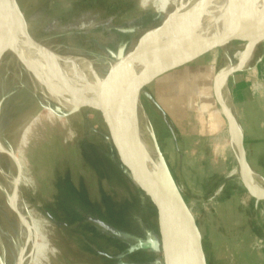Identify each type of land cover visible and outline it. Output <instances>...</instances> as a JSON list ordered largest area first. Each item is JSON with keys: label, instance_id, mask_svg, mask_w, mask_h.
Returning a JSON list of instances; mask_svg holds the SVG:
<instances>
[{"label": "rangeland", "instance_id": "rangeland-1", "mask_svg": "<svg viewBox=\"0 0 264 264\" xmlns=\"http://www.w3.org/2000/svg\"><path fill=\"white\" fill-rule=\"evenodd\" d=\"M17 4L28 32L40 45L66 61L77 59L91 66L97 81L93 86L165 18L152 8L140 10L139 0H17ZM243 46L231 43L149 85L146 93L158 108L141 95L147 124L205 235L208 264H264L261 258L235 248L234 237H218L215 230L220 228L221 213L218 221L207 219L210 227L203 220L205 206L218 201L215 192L230 176L222 193L234 195L230 199L234 207L250 201L257 237L247 239L248 247L258 253L264 251V202L256 204L240 182L226 121L214 98V78L228 63H235ZM258 48L261 49L257 47L256 53ZM27 72L44 82L40 74L16 58L6 56L1 62L0 142L16 156L21 166L22 200L28 212L45 223L44 235L56 251L54 256H47V264H163L158 229L157 233L152 230L157 225L150 206L141 201L112 165L102 116L90 109L50 106L42 95L34 93ZM80 75L76 74L78 79L74 81L85 94L87 82ZM63 96L66 97L64 92ZM48 109L56 116L49 115ZM0 168L13 173L8 156L0 155ZM69 191L80 197L83 206L61 203L63 194ZM108 207L115 209L112 222L119 224L126 218L133 223L129 233L122 230L124 226L105 224L132 239L128 241L132 253L120 255L119 260L114 259L119 254V244L107 247L102 240L94 239L95 229L101 236L110 234L91 219H108ZM72 213L83 216V220L70 225L68 216ZM16 223L15 214L0 194V264L17 262L20 246ZM225 225V231L230 233L231 222Z\"/></svg>", "mask_w": 264, "mask_h": 264}, {"label": "water", "instance_id": "water-1", "mask_svg": "<svg viewBox=\"0 0 264 264\" xmlns=\"http://www.w3.org/2000/svg\"><path fill=\"white\" fill-rule=\"evenodd\" d=\"M10 4L19 11L17 0H10ZM182 12L181 6L175 8L171 16L164 18L159 26L147 31L131 52L110 67L96 86L86 84L88 94L85 96L88 95L90 100L80 101L76 93H80V88L74 82L75 91L69 79H66L67 89L64 94L73 101L77 111L90 109L102 116L106 127L108 157L112 165L139 195L141 201L150 206L160 237L163 264L165 251L175 264H208L194 215L176 186L154 135L151 132L156 155L165 174L164 184H159L132 154L126 135V120L134 100L141 98V95H145L158 108L154 99L146 93L149 85L215 50H223L231 43H242L244 45L242 54L238 59L235 58V63H229L231 69L228 72L222 70L217 78H223L227 83L235 74L246 70L256 48L264 42V26L260 31H255V25L264 19V0H197L187 13ZM4 19L5 7L3 0H0L2 36L5 30ZM22 29L27 45L32 51L38 55L43 51L47 55L45 57L47 60L67 63L65 58L53 54L34 39L28 32V26L23 18ZM148 50L152 55L148 59H142ZM248 57L251 58L249 61ZM134 59H138L139 64L131 67ZM29 66L33 73L45 74L43 77H49L48 80L55 85L53 70L42 73L33 65ZM216 80L213 84L216 104L226 121L228 135L232 133L238 141L237 157L241 162L238 177L256 204L264 202V196H256L245 180L248 172H256L247 162L243 131L234 111L228 109L215 92ZM261 180L264 184V180L262 178ZM94 223L118 238L122 236L124 239H130L129 236L121 235L98 220ZM132 251L130 247L127 252Z\"/></svg>", "mask_w": 264, "mask_h": 264}, {"label": "bare ground", "instance_id": "bare-ground-1", "mask_svg": "<svg viewBox=\"0 0 264 264\" xmlns=\"http://www.w3.org/2000/svg\"><path fill=\"white\" fill-rule=\"evenodd\" d=\"M196 2L197 0H139V6L140 10L143 9L144 11L145 9L152 8L157 12V14L164 15L165 18H168L171 16V13L175 8L181 6L183 9L182 13H187ZM3 3L5 7V30L4 36L0 34V67L3 58L5 57L6 59V56H10L16 58L18 63L21 62V64H24V66L33 65L38 70H41L42 73H48L50 70H53L55 73V85L53 84L52 87L45 83L46 79V82H51L48 81L49 77H43L45 74H41L43 77L42 80L44 81L42 82L37 77L30 75L27 72L34 93L36 95H42L50 104V106L53 105L67 110H75L76 106L73 101L63 96V92H65L67 89L65 83L66 79L71 80L70 82L74 86L75 78L76 80L78 79L77 76L75 77V75L81 74L80 76L86 80L87 84L89 86H93L95 83H97V81L93 71L91 70V66H89L86 62H82L77 59H72V61H67V63L65 61L47 60L45 59L47 55L43 51H41L40 55L32 51L28 47L23 33L22 12L13 8L10 4V0H3ZM263 26L264 19L255 25V31H260L263 29ZM241 54L242 50L236 54L235 58L238 59ZM151 55V51L148 50L143 54L142 59H148ZM249 58L250 57H248V61L251 59ZM138 64V59H134L131 63V67H135ZM229 69H231V65L228 63L223 70L228 72ZM217 77H215L213 80L214 84V81L217 79L215 84V92L223 104L228 109L234 111L233 104L231 101H229L228 82L226 83L223 78L218 79ZM75 89L76 87L74 86V90ZM76 93L80 101L90 100L88 95L85 96V94L88 93ZM93 96L94 94H92L91 98H93ZM48 111L50 113L49 115H55L51 109H48ZM126 135L132 154L140 161V163H142L146 171H148V173L159 184H164L165 174L156 155L153 136L146 121L141 98H136L131 106V110L126 120ZM229 136L231 138V145L234 155L236 158H238V141L232 133H229ZM0 155L8 156L11 167L14 170L13 173H6L7 171L5 172L0 168V178L3 181V184L0 185V194L5 199L8 208L15 214L17 218L16 228L20 252L16 264H47V256H54L56 251L53 247H51L47 237L44 235L45 223L37 220L30 212H28L22 200L20 191V185L22 183V178L20 175L21 166L18 164L16 156L9 152V150L4 147L1 142ZM237 161L240 175L241 162L239 158ZM245 180L256 196H264V184L258 176L252 172H248L245 175ZM165 254V264H175L168 252L165 251Z\"/></svg>", "mask_w": 264, "mask_h": 264}, {"label": "crops", "instance_id": "crops-1", "mask_svg": "<svg viewBox=\"0 0 264 264\" xmlns=\"http://www.w3.org/2000/svg\"><path fill=\"white\" fill-rule=\"evenodd\" d=\"M261 44L258 45L261 49L258 48V52H254L248 68L230 78V95L235 117L243 131L247 162L258 175L254 174L264 180V42ZM228 179L230 176L226 178L227 181ZM226 180L219 185L215 192V197L219 198L218 201L213 205H206L204 208L203 220H205L206 227L212 226V224L207 223V219L218 221L216 218L221 213L220 228L215 230L218 237H234L232 245L235 248L247 251L253 257L261 258L264 261V251L258 253L254 248L248 247L247 239L257 237L251 203L250 201H243L234 207L230 201L234 195L227 192L222 193ZM226 213L231 214L232 217L227 219L228 214ZM228 221L233 227L230 233H227L224 228ZM198 228L204 249L203 237L205 235H203L201 227L198 226ZM221 261L223 260L221 259Z\"/></svg>", "mask_w": 264, "mask_h": 264}, {"label": "trees", "instance_id": "trees-1", "mask_svg": "<svg viewBox=\"0 0 264 264\" xmlns=\"http://www.w3.org/2000/svg\"><path fill=\"white\" fill-rule=\"evenodd\" d=\"M104 160H105V162L111 167V165H110V163H109V160H108V157H107V155H105L104 156ZM73 195H74V197H73ZM107 202H111V200L109 201V199H107L106 200ZM61 203L64 205V204H68V203H71V204H74V203H78V204H80L79 206H83V202L81 201V199H80V197H78V196H75V194L73 193V191H69L68 193H64L63 194V196H62V198H61ZM134 204V203H133ZM127 207H129V205H127ZM126 207V208H127ZM68 210V209H67ZM114 207H108V210H107V212H108V219H104V220H102V218H101V216L99 217V218H101V219H99L98 217H92L91 219H93L94 221L95 220H100L101 222H103L104 224H107V225H109V226H111V227H113L112 225H114V228L116 227V228H119V227H117L118 225H120V226H124L125 228L124 229H122V230H124L126 233H129V231H130V229H131V227H133V223H130V221H128L126 218H124L123 220H120L119 221V224H117V223H115V222H112L111 221V218L110 217H112L113 215V212H114ZM78 217V218H77ZM68 218H69V220L70 221H68V223L71 225V224H73V223H75L76 221H82L83 220V216L81 217V215H77V213H72L70 216H68ZM77 218V219H76ZM85 226H88V224L87 225H85ZM91 228H94L93 226L91 227ZM95 229V228H94ZM93 229V230H94ZM152 230H153V232H155V233H157V228L156 227H152ZM93 234H94V236H95V240H102V242H103V240L105 241V243L107 244V245H109V246H107V247H110V246H112L114 243H116V244H119V246H120V251L121 252H123L124 254H127L128 252V247L126 246V245H124V243L123 242H127L128 243V241H130V240H132L131 238L130 239H127V241H119L116 237H112V235L111 234H104L103 236H101L100 235V233H98L97 232V229H95L94 231H93ZM99 237V238H98ZM102 242H101V244H102ZM121 242V243H120ZM104 243V242H103ZM129 256V255H128Z\"/></svg>", "mask_w": 264, "mask_h": 264}, {"label": "flooded vegetation", "instance_id": "flooded-vegetation-1", "mask_svg": "<svg viewBox=\"0 0 264 264\" xmlns=\"http://www.w3.org/2000/svg\"><path fill=\"white\" fill-rule=\"evenodd\" d=\"M101 1H104V0H101ZM103 242L105 243L104 240H103ZM120 243H121V242H120ZM123 243H124V245H126V246L128 247V244H129V243H127V242H123ZM118 247H119V246H118ZM117 252H119V254H118L117 256H115L114 259L119 260V256H120V255H123L124 253L121 252V251H119V248L117 249ZM123 259H125V257H124Z\"/></svg>", "mask_w": 264, "mask_h": 264}]
</instances>
